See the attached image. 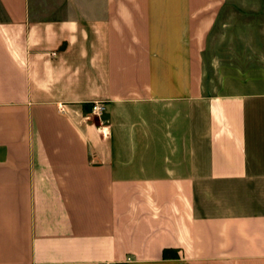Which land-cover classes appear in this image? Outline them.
Masks as SVG:
<instances>
[{
  "label": "crops",
  "instance_id": "obj_1",
  "mask_svg": "<svg viewBox=\"0 0 264 264\" xmlns=\"http://www.w3.org/2000/svg\"><path fill=\"white\" fill-rule=\"evenodd\" d=\"M0 264H264V0H0Z\"/></svg>",
  "mask_w": 264,
  "mask_h": 264
},
{
  "label": "built area",
  "instance_id": "obj_2",
  "mask_svg": "<svg viewBox=\"0 0 264 264\" xmlns=\"http://www.w3.org/2000/svg\"><path fill=\"white\" fill-rule=\"evenodd\" d=\"M94 108H93V113L95 114V115H101L104 111H105V106L103 105V104H95L94 106H93Z\"/></svg>",
  "mask_w": 264,
  "mask_h": 264
}]
</instances>
